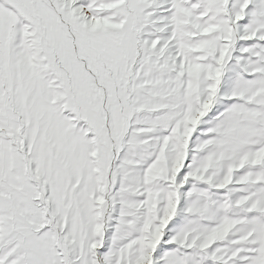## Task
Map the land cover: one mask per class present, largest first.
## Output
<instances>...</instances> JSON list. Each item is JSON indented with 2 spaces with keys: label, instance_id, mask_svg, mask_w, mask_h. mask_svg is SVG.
Returning <instances> with one entry per match:
<instances>
[{
  "label": "snow or ice",
  "instance_id": "1",
  "mask_svg": "<svg viewBox=\"0 0 264 264\" xmlns=\"http://www.w3.org/2000/svg\"><path fill=\"white\" fill-rule=\"evenodd\" d=\"M0 264H264V0H0Z\"/></svg>",
  "mask_w": 264,
  "mask_h": 264
}]
</instances>
